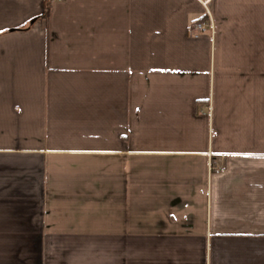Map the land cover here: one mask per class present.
<instances>
[{"label": "crops", "instance_id": "obj_1", "mask_svg": "<svg viewBox=\"0 0 264 264\" xmlns=\"http://www.w3.org/2000/svg\"><path fill=\"white\" fill-rule=\"evenodd\" d=\"M0 0V264H264V0Z\"/></svg>", "mask_w": 264, "mask_h": 264}, {"label": "built area", "instance_id": "obj_2", "mask_svg": "<svg viewBox=\"0 0 264 264\" xmlns=\"http://www.w3.org/2000/svg\"><path fill=\"white\" fill-rule=\"evenodd\" d=\"M208 2H209V0L203 2L204 6L206 8V11L209 13L208 20L193 22L191 24V33H193L194 36H198V35L206 32L207 30H210V29L213 30L214 29V23H213L210 11H209L208 6H207Z\"/></svg>", "mask_w": 264, "mask_h": 264}]
</instances>
